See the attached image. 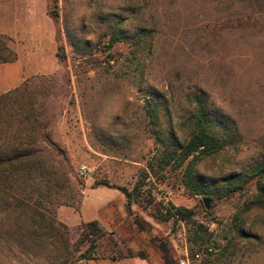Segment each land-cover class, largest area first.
Masks as SVG:
<instances>
[{"label": "rangeland", "instance_id": "obj_1", "mask_svg": "<svg viewBox=\"0 0 264 264\" xmlns=\"http://www.w3.org/2000/svg\"><path fill=\"white\" fill-rule=\"evenodd\" d=\"M55 7L58 25L49 13ZM115 22L122 39L112 43ZM140 31L152 41L139 75L131 51ZM0 35L21 56L30 75L24 82L46 78L27 96L65 156L37 173L0 170V264H179L186 253L189 264H218L225 251L228 264H264V211L247 208L258 195L255 182L226 199L190 193L182 169L159 166L146 115L147 100L163 99L182 137L195 113L189 99L201 95L227 123L229 145L198 165L203 183L264 165V0H0ZM3 57L11 54L0 40ZM19 123L26 144L33 122ZM137 184L143 202L128 209L118 188ZM170 206L195 217L166 220ZM94 220L107 235L95 259L80 260L89 244L73 229Z\"/></svg>", "mask_w": 264, "mask_h": 264}, {"label": "trees", "instance_id": "obj_2", "mask_svg": "<svg viewBox=\"0 0 264 264\" xmlns=\"http://www.w3.org/2000/svg\"><path fill=\"white\" fill-rule=\"evenodd\" d=\"M49 13L55 24L58 25L59 12L57 7L50 9ZM121 31V22L110 25V41L112 43L122 39ZM66 33L73 46L81 50L83 48L81 38L71 29L68 22H66ZM0 40L4 49L11 54V57L1 58L0 62L13 63L17 61V53L8 46L11 39L8 36L0 35ZM132 40V64L135 65L134 72L140 75L150 49L152 35L148 31H140L132 37ZM56 56L59 62L66 60L65 49L62 45L57 47ZM45 80V77L30 78L22 86L0 95V170L3 172L16 174L32 171L37 173L48 167L54 169L58 156L65 159L64 154L60 152L57 145L50 140L49 133L43 131L40 120L33 114L34 106L29 102L27 96L28 91L32 88L31 85L36 86L37 82L43 83ZM189 100L195 109V113L189 131L182 137L176 135L174 127L170 123L166 102L160 98L147 100L146 115L149 121V132L155 138V143L160 147L159 166L182 169L185 188L190 193L198 196L206 195L215 196L217 199H226L241 193L247 186L255 182L258 195L247 208L250 210L252 207H257L264 211V165L256 167L247 174L231 175L220 184L217 182L212 183V185L209 182L203 183L198 172V165L204 158L219 154L229 145V133L226 130L227 123L215 119L206 109L204 96L192 95ZM25 119L33 122L31 129L33 135L30 132L25 136H30L27 138L34 136V139L29 140L26 144L22 142L20 130L22 124L25 123H19ZM15 174H11L10 177ZM37 177L33 176L31 182L38 183L40 181L42 183ZM118 189L125 196L128 209H130L129 206L132 202H143L141 200L143 193H141L140 184L135 185L132 191L124 187ZM166 212V220L176 218L179 221L190 222L195 217L192 210L185 208L170 206L166 209ZM240 221L236 218L237 224L235 225H237V232L243 234ZM238 224H240L239 227ZM73 230L80 234V242L89 244L88 249L81 254L80 260L95 259L93 256L97 252L98 242L107 235L100 223L94 220L83 223ZM196 233L199 234L198 231ZM168 245L165 240L161 241L159 245V248L165 254L166 262L169 261ZM222 258L218 264L229 263V255L226 251L222 254Z\"/></svg>", "mask_w": 264, "mask_h": 264}, {"label": "crops", "instance_id": "obj_3", "mask_svg": "<svg viewBox=\"0 0 264 264\" xmlns=\"http://www.w3.org/2000/svg\"><path fill=\"white\" fill-rule=\"evenodd\" d=\"M6 33L8 34V32ZM18 57L19 59L13 63L0 65V94L19 87L30 76L25 71L21 56L19 55ZM98 262L100 264L101 262H107V260H100Z\"/></svg>", "mask_w": 264, "mask_h": 264}, {"label": "water", "instance_id": "obj_4", "mask_svg": "<svg viewBox=\"0 0 264 264\" xmlns=\"http://www.w3.org/2000/svg\"><path fill=\"white\" fill-rule=\"evenodd\" d=\"M204 206L207 210L211 208L212 200L209 198H204L203 199Z\"/></svg>", "mask_w": 264, "mask_h": 264}, {"label": "built area", "instance_id": "obj_5", "mask_svg": "<svg viewBox=\"0 0 264 264\" xmlns=\"http://www.w3.org/2000/svg\"><path fill=\"white\" fill-rule=\"evenodd\" d=\"M179 264H189V258L187 253L184 255L183 258L180 259Z\"/></svg>", "mask_w": 264, "mask_h": 264}]
</instances>
